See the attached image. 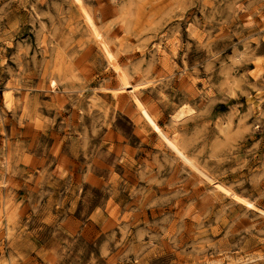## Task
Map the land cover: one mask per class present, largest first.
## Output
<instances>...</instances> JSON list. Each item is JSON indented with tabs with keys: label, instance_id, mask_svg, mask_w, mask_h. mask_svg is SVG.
Returning <instances> with one entry per match:
<instances>
[{
	"label": "rangeland",
	"instance_id": "374dc122",
	"mask_svg": "<svg viewBox=\"0 0 264 264\" xmlns=\"http://www.w3.org/2000/svg\"><path fill=\"white\" fill-rule=\"evenodd\" d=\"M0 264H264V0H0Z\"/></svg>",
	"mask_w": 264,
	"mask_h": 264
},
{
	"label": "bare ground",
	"instance_id": "6f19581e",
	"mask_svg": "<svg viewBox=\"0 0 264 264\" xmlns=\"http://www.w3.org/2000/svg\"><path fill=\"white\" fill-rule=\"evenodd\" d=\"M90 28L92 32H96V28L94 24L89 21ZM99 47L101 48L107 62L111 65H113L115 69V76L118 80V87L117 89H124L132 102V104L135 106V108L138 110L140 115H142L145 119L149 120L152 123L153 129L155 130L157 136L162 140V142L171 150L175 151L177 154H179L183 160L196 172H198L202 177L212 182L213 187L221 192L229 193V190L222 185V183H218L213 181L209 176H207L203 171H201L193 162L185 159L183 154L178 148V145L171 139L170 135H168L162 128L158 127L154 122H152L150 118V113L148 108L145 106V104L140 99L137 91L134 89L133 85L130 83L129 78L125 74L122 67L118 64L117 59L114 55V53L111 50V47L109 44L104 40V38L99 37L98 40ZM186 108V107H185ZM183 110V109H182ZM182 110H179L175 115L174 119H179L184 115V112ZM187 111V110H186ZM218 181V180H217ZM261 210V209H260Z\"/></svg>",
	"mask_w": 264,
	"mask_h": 264
}]
</instances>
